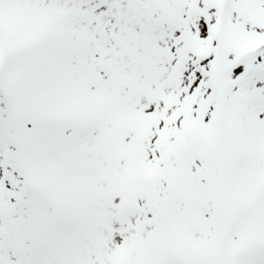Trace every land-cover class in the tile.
Segmentation results:
<instances>
[{
	"label": "snow or ice",
	"instance_id": "obj_1",
	"mask_svg": "<svg viewBox=\"0 0 264 264\" xmlns=\"http://www.w3.org/2000/svg\"><path fill=\"white\" fill-rule=\"evenodd\" d=\"M0 264H264V0H0Z\"/></svg>",
	"mask_w": 264,
	"mask_h": 264
}]
</instances>
